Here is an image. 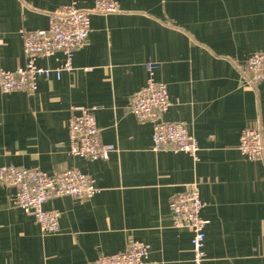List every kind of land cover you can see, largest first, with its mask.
<instances>
[{"label": "crops", "instance_id": "crops-1", "mask_svg": "<svg viewBox=\"0 0 264 264\" xmlns=\"http://www.w3.org/2000/svg\"><path fill=\"white\" fill-rule=\"evenodd\" d=\"M120 10L92 14L72 71L39 78L33 92L0 89V165L48 174L76 168L100 191L84 201L49 199L58 230L43 233L15 205V188L0 184V264H89L99 254L146 243L147 260L191 264V233L173 225L174 194L196 183L205 203V264H264V151L249 160L239 136L257 127L264 145V81L250 83L247 57L264 51V0H115ZM74 2L0 0V67L24 66L20 30L45 29L49 14ZM58 52L36 63L56 68ZM171 102L164 121L182 123L197 140L198 158L154 151L152 125L129 110L130 96L151 76ZM90 107L107 159L69 153L67 120Z\"/></svg>", "mask_w": 264, "mask_h": 264}, {"label": "built area", "instance_id": "built-area-1", "mask_svg": "<svg viewBox=\"0 0 264 264\" xmlns=\"http://www.w3.org/2000/svg\"><path fill=\"white\" fill-rule=\"evenodd\" d=\"M120 10L115 0H95L87 8H80L74 2L58 6L49 14L45 29L21 31L25 56L24 66L15 70L0 67V89L5 92H33L39 78L48 79L52 73L72 71V56L81 47L90 31L92 14H109ZM60 52L64 61L56 68L39 66L40 57H51ZM251 73L250 83L264 81V51H256L246 59ZM150 77L146 84L130 96L129 110L140 123L152 125L154 151L170 149L184 152L194 160L198 158L199 146L196 138L180 123L164 121L161 115L170 107L167 87L164 82ZM69 138V153L88 160L107 159L115 150L111 144H104L99 135L93 108L83 107L66 123ZM238 150L249 160H257L264 151L261 132L257 127L244 128L239 136ZM0 184L15 188L14 203L24 212L31 214L41 232L55 233L58 230L60 211L46 209L44 203L52 198L69 196L80 201L95 196L100 189L86 173L68 168L55 174H48L37 168H21L14 164L0 165ZM169 207L173 225L191 233V264H205V226L202 216L205 203L201 200L196 183H188L184 189L170 199ZM149 246L139 240L130 239L124 250L113 254H99L89 264H162L147 260Z\"/></svg>", "mask_w": 264, "mask_h": 264}]
</instances>
